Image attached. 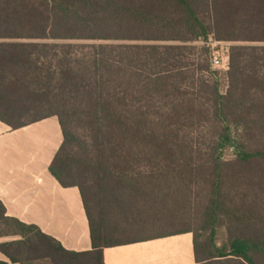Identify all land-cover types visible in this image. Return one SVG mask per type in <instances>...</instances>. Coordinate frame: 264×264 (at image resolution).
<instances>
[{
  "label": "trees",
  "instance_id": "obj_1",
  "mask_svg": "<svg viewBox=\"0 0 264 264\" xmlns=\"http://www.w3.org/2000/svg\"><path fill=\"white\" fill-rule=\"evenodd\" d=\"M209 39L230 43L225 94L217 81L187 82L184 51L209 63ZM53 116L63 143L50 172L79 188L93 249L66 250L0 202V238L20 237L0 243L12 263L26 264L7 249L18 246L48 264H105L121 241L92 217L89 183L152 193L140 178L157 192L182 185L187 206L193 187L206 189L191 213L199 263L264 264V0H0V121L19 129ZM174 200L158 197L159 211L171 215Z\"/></svg>",
  "mask_w": 264,
  "mask_h": 264
},
{
  "label": "crops",
  "instance_id": "obj_2",
  "mask_svg": "<svg viewBox=\"0 0 264 264\" xmlns=\"http://www.w3.org/2000/svg\"><path fill=\"white\" fill-rule=\"evenodd\" d=\"M222 43L230 47V43ZM62 143L56 116L19 129L0 121V202L8 217L37 226L66 250L88 252L93 249L91 230L80 190L63 187L50 172ZM186 227L187 233H178L185 228L181 227L164 234L122 240L104 249V263L212 264L197 261L191 226ZM4 241L0 238V243ZM0 264H11L1 252ZM216 264L246 263L227 257Z\"/></svg>",
  "mask_w": 264,
  "mask_h": 264
},
{
  "label": "rangeland",
  "instance_id": "obj_3",
  "mask_svg": "<svg viewBox=\"0 0 264 264\" xmlns=\"http://www.w3.org/2000/svg\"><path fill=\"white\" fill-rule=\"evenodd\" d=\"M25 42H33V43H41V44L49 43V41L46 40H25ZM75 43L80 44L81 42H75ZM166 44H171V43H166ZM187 46H191V45L187 44ZM193 46L197 47V50L194 51L198 52L201 49L200 48L201 44L199 43L194 44ZM227 47L229 48V45ZM183 54L185 55V57L183 58L184 60L183 62L187 63L188 65V68L185 71L186 72L185 75H187V82H191V84L193 83L195 87L196 86L198 87L200 84L199 82L217 81L219 83L220 92L222 94H225L227 92L230 82L228 73L226 74L214 73L215 71L212 70L210 62L208 63L206 59V55L203 54L200 57V55L197 53V56L195 57L193 55L191 56L190 48L185 50ZM194 60L196 65L193 67L192 64ZM195 68H200V69L196 70ZM227 85L228 88L226 89ZM31 118L32 115H28L25 117L26 120H29ZM147 180L145 181L143 179L137 178L135 181L136 182L135 186L137 189H141V191H147V192L153 191L148 195L141 194L140 190H138L139 192L136 191L130 192L129 191L130 189H126L124 193L123 192H120L118 194L111 193L108 195L100 191V187L102 186V183L100 181L95 179L90 181L89 183L90 195L88 200L89 208L91 209L92 217H94V220L96 222H99V220L102 217L106 222L107 228L108 229L110 228L111 230L113 229L110 233V239H109L110 242L122 241L125 239H130L140 236L164 234L181 227L196 225L194 221L195 219H193L194 216L197 214L195 212H198L197 209L198 210L201 209V207L204 205L203 204L204 199L207 198L208 195L206 189L202 185H200L199 187L198 186L199 184H197L198 187L197 186L193 187L194 195L192 196L190 195L189 197L190 199L188 198V201L190 200V204L187 206L184 203L185 198L182 195L183 193L181 194V191H176V190H180V188H182V185L175 184L172 187L174 190L173 193L157 192L158 190H160L159 187L157 186L161 185V183H159L156 180H150V179ZM172 195L173 198L175 199L174 200L175 206H173L175 210L172 211V214L170 215V213L159 211L158 209L159 205H157L156 203L157 198L160 197L163 199L166 198L167 196H172ZM117 200H120V202L122 203L116 202ZM191 201H193L192 205H191ZM123 202L125 204L126 203H130V204L124 206ZM153 202L155 204H153ZM171 203L172 202L170 201L169 204ZM181 207H183L182 210ZM191 213L193 214L192 216L193 218H191ZM4 231H7V229ZM3 239L5 241L2 243H6V242H13L19 240L20 237L9 236V237H3ZM7 249L15 254L17 253L18 257L21 258L26 264H48L40 260L36 261L35 257H37V255L34 256L32 252H28V251L26 252L25 250H22L18 246L7 247ZM7 259L11 264H18V263H12V261L8 257Z\"/></svg>",
  "mask_w": 264,
  "mask_h": 264
},
{
  "label": "built area",
  "instance_id": "obj_4",
  "mask_svg": "<svg viewBox=\"0 0 264 264\" xmlns=\"http://www.w3.org/2000/svg\"><path fill=\"white\" fill-rule=\"evenodd\" d=\"M207 45L210 49V64L212 70L215 71L214 73H228L230 69L229 48L222 42L212 39H209ZM227 88L228 85L226 86Z\"/></svg>",
  "mask_w": 264,
  "mask_h": 264
}]
</instances>
